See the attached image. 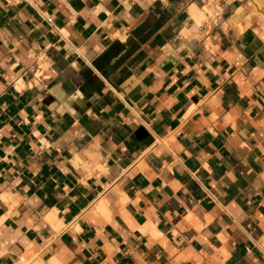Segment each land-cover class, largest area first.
Returning <instances> with one entry per match:
<instances>
[{"label": "crops", "instance_id": "1", "mask_svg": "<svg viewBox=\"0 0 264 264\" xmlns=\"http://www.w3.org/2000/svg\"><path fill=\"white\" fill-rule=\"evenodd\" d=\"M0 264H264V0H0Z\"/></svg>", "mask_w": 264, "mask_h": 264}, {"label": "water", "instance_id": "2", "mask_svg": "<svg viewBox=\"0 0 264 264\" xmlns=\"http://www.w3.org/2000/svg\"><path fill=\"white\" fill-rule=\"evenodd\" d=\"M136 135H137L138 138H141V136H144L145 134H144L143 130L140 128V129L137 131Z\"/></svg>", "mask_w": 264, "mask_h": 264}]
</instances>
